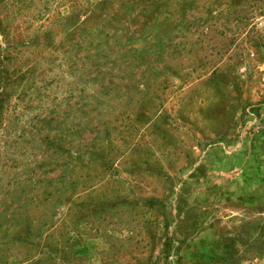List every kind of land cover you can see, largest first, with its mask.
I'll return each mask as SVG.
<instances>
[{"label": "rangeland", "instance_id": "1", "mask_svg": "<svg viewBox=\"0 0 264 264\" xmlns=\"http://www.w3.org/2000/svg\"><path fill=\"white\" fill-rule=\"evenodd\" d=\"M0 264H264V0H0Z\"/></svg>", "mask_w": 264, "mask_h": 264}]
</instances>
